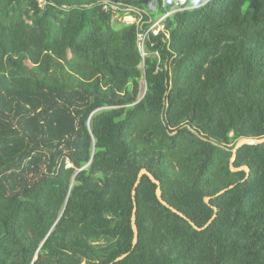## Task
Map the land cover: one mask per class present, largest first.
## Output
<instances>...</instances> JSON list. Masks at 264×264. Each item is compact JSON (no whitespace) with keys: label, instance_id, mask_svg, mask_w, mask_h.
Masks as SVG:
<instances>
[{"label":"trees","instance_id":"1","mask_svg":"<svg viewBox=\"0 0 264 264\" xmlns=\"http://www.w3.org/2000/svg\"><path fill=\"white\" fill-rule=\"evenodd\" d=\"M46 2L0 0V264H264V143L221 147L264 136V0ZM143 168L217 217L144 175L134 244Z\"/></svg>","mask_w":264,"mask_h":264},{"label":"water","instance_id":"2","mask_svg":"<svg viewBox=\"0 0 264 264\" xmlns=\"http://www.w3.org/2000/svg\"><path fill=\"white\" fill-rule=\"evenodd\" d=\"M198 135H201L199 132H196ZM203 139H206V137H203L201 136ZM213 143L217 144L216 142L213 141ZM264 143V136L262 137H248V136H244V137H241L237 142L236 144L234 145L233 148H229L227 146H224V145H221V147L225 148L226 150H230L232 152V158H231V164H230V168L232 170H239V169H244L247 171V173L249 174L250 173V168L248 166H242L240 168H237L235 167L234 165V160L237 156V153H238V150L246 145V144H263ZM218 145V144H217ZM144 175H148L149 178L157 184V191H156V194H157V197L158 199L160 200V202L165 205L166 207L170 208L172 211H174L175 213L179 214L180 216L184 217L186 220H188L194 228L198 229V230H203L205 229L206 227H208L211 222L217 217V212H218V208L216 206H213L214 210H215V214L213 216V218L204 226V227H199L197 226L192 220H190L188 218L187 215H185L183 212H181L180 210H178L177 208L173 207L172 205H170L166 200H164L163 196H162V188H161V183L160 181L150 172L148 171L146 168H143L139 175H138V179L135 183V186H134V190H133V201H134V209H133V214H132V228H133V231H134V244H136L138 242V234H139V228H138V224H137V210H138V203H137V187L139 186L141 180H142V177ZM248 177V176H247ZM232 187V186H231ZM226 189L222 190L221 192L218 193L221 194L225 191ZM205 201L207 203L210 202V197H206L205 198ZM125 255H122L120 257H118L116 259L117 260H120V259H123Z\"/></svg>","mask_w":264,"mask_h":264},{"label":"built area","instance_id":"3","mask_svg":"<svg viewBox=\"0 0 264 264\" xmlns=\"http://www.w3.org/2000/svg\"><path fill=\"white\" fill-rule=\"evenodd\" d=\"M176 1H177V5H182L186 2V0H176ZM38 2L40 6H45L47 3L46 0H38ZM116 5H112V8L117 9ZM178 9H182V8H178ZM164 18L165 17L158 19L147 32L145 31V32L138 34V43H139V47H140V50L142 51L143 56L146 55V52L144 50V43H145L147 36L149 35V32L152 31L154 35H158L164 27V22H163ZM68 166H70V163H68Z\"/></svg>","mask_w":264,"mask_h":264},{"label":"rangeland","instance_id":"4","mask_svg":"<svg viewBox=\"0 0 264 264\" xmlns=\"http://www.w3.org/2000/svg\"><path fill=\"white\" fill-rule=\"evenodd\" d=\"M252 0H246V4H245V7L251 2ZM155 15L157 16L158 13L155 12ZM118 17V16H117ZM124 21H127V22H135L136 21V18L135 17H132V16H125L123 18ZM144 85V84H143ZM145 88V86H144Z\"/></svg>","mask_w":264,"mask_h":264}]
</instances>
